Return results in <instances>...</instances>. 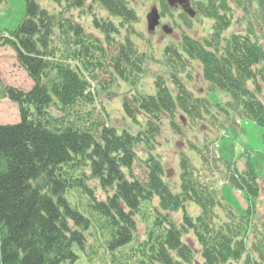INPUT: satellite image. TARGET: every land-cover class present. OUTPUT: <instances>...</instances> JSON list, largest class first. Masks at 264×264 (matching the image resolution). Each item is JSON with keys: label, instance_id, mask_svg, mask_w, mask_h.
<instances>
[{"label": "trees", "instance_id": "1", "mask_svg": "<svg viewBox=\"0 0 264 264\" xmlns=\"http://www.w3.org/2000/svg\"><path fill=\"white\" fill-rule=\"evenodd\" d=\"M24 1L21 23L0 34V46L14 51L33 83L23 91L0 79V99L16 103L19 114L18 122L0 124V264H74L81 254L88 264H264V221H256L260 186L249 160L240 170L209 145L190 144L244 196L246 208L238 211L213 180L196 179V167L182 151L174 191L153 152L163 115L175 132L177 113L191 123L207 119L218 130L237 120L264 128L258 96L264 48L250 33L223 36L231 24L226 1H197L203 9L197 12L212 20L207 39L183 34L179 45L164 47L173 89L158 75L152 94L124 99L127 117L145 115L136 134L69 118L76 105L91 103L92 85H100L107 68L125 80L143 71L144 57L132 40L137 16L127 0H96L107 15L91 14L95 32L73 16L74 10L90 12L87 0H52L56 11ZM190 60L200 64L209 89L225 90L228 101L212 105L187 88L181 74ZM51 106L59 117L49 113ZM139 146L146 150L144 179L133 174ZM188 203L198 211H188ZM189 233L196 247L183 240Z\"/></svg>", "mask_w": 264, "mask_h": 264}, {"label": "rangeland", "instance_id": "2", "mask_svg": "<svg viewBox=\"0 0 264 264\" xmlns=\"http://www.w3.org/2000/svg\"><path fill=\"white\" fill-rule=\"evenodd\" d=\"M37 3L49 11L58 10L52 0H36ZM197 1L190 0L194 15L190 16L181 7L171 8L166 0H127L128 5L135 11L137 19L134 29L137 35L132 38L135 47L143 55V71L139 76H130L128 79L115 78V74L107 68L101 73L99 84L108 85L101 88L100 85H92L93 100L91 103L81 102L76 105L73 115L80 125L100 124L104 122L120 133L122 130L133 134L141 131L145 124V115L137 112L136 119L127 117L122 108L124 99L131 98L132 94H152L154 92V80L161 76L171 89V69L164 62V47L169 44L179 45L182 35L203 41L212 33V20L203 15L202 8ZM229 6L230 26L224 30L223 36L232 33H250L264 48V0H225ZM90 12L87 10H74V18L80 22L87 31H94L91 24L92 13L106 16L107 12L96 0H87ZM152 7L161 8L159 25L154 31H148L146 14ZM198 9V10H197ZM203 11V9H202ZM26 6L24 0H6L0 4V34H8L14 31L25 16ZM171 29L166 33L163 29ZM109 63V60H107ZM260 66L264 67V60ZM190 78H186V75ZM187 88L195 95H205L212 105L228 101L230 96L225 90L209 89V85L201 76V66L197 61L190 60L185 71L181 74ZM0 79L5 85L28 91L32 87V81L26 71L18 64L14 51L9 46H0ZM261 93L258 95L264 104V77L259 78ZM49 113L53 117H59L61 112L56 106H51ZM221 118V117H220ZM79 119V120H78ZM174 120L179 126V131L170 125V118L162 116L159 133L156 136L153 152L157 154L165 170V180L174 190H179V153L185 152L196 167L195 176L200 182L213 180L225 201L238 211L246 208V201L239 190L224 182L225 178L215 172L210 163L202 162L197 151L192 149L191 143L202 147L209 145L215 155L224 159L235 160L240 170L246 168L249 162L257 175L260 186V194L257 203L256 221L260 226L264 221V128L251 120H237L221 129L212 127L209 120H200L195 123L188 122L181 113H177ZM19 121L17 104L0 99V124L16 123ZM138 157L133 163V174L138 179L146 176V167L141 158L146 157V150L139 146L136 148ZM191 213H196L197 207L187 204ZM178 222L181 218L180 211L173 214ZM144 223L138 221V231L143 237ZM248 246L251 247L254 238L249 234ZM183 240L196 247L193 236L189 233ZM68 264V263H66ZM74 264H88L83 254ZM229 264H244L243 259Z\"/></svg>", "mask_w": 264, "mask_h": 264}, {"label": "water", "instance_id": "3", "mask_svg": "<svg viewBox=\"0 0 264 264\" xmlns=\"http://www.w3.org/2000/svg\"><path fill=\"white\" fill-rule=\"evenodd\" d=\"M167 3L170 6H176L177 4H180L183 6V10L190 16L194 15V11L189 6L188 0H167ZM159 18L160 15L158 13V10L156 7H152L150 11L146 15V22H147V29L148 31H154L156 26L159 24ZM166 33H170L171 29H166L163 27Z\"/></svg>", "mask_w": 264, "mask_h": 264}, {"label": "flooded vegetation", "instance_id": "4", "mask_svg": "<svg viewBox=\"0 0 264 264\" xmlns=\"http://www.w3.org/2000/svg\"><path fill=\"white\" fill-rule=\"evenodd\" d=\"M177 7H181V9H182V5H179V6H177ZM158 10H159V12H160V14H161V8H158Z\"/></svg>", "mask_w": 264, "mask_h": 264}]
</instances>
